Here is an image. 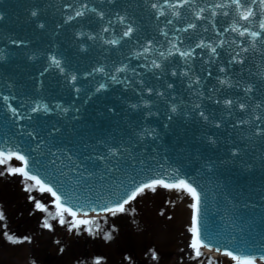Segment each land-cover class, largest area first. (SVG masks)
<instances>
[{"label": "water", "instance_id": "95a60500", "mask_svg": "<svg viewBox=\"0 0 264 264\" xmlns=\"http://www.w3.org/2000/svg\"><path fill=\"white\" fill-rule=\"evenodd\" d=\"M132 1L136 4L137 7H140V5L147 4V2L151 0ZM156 1L161 2L162 0ZM61 3H63L61 2V0H0V111L3 104L8 105L9 103L15 107H20L21 105H19V103L23 98L22 94L24 92H30V90L33 88L41 87L42 84H44V82L46 81L41 74V70L37 67L40 62L39 60L43 59L44 56V53L41 51V49L47 44L46 38L52 37V35H55V33H59L62 35L68 32H73L74 37H76L74 31L72 30L77 29L79 25L84 22V20H76L77 16L75 14L73 17L74 20H68L66 21V23H64L62 20V11H70L71 5L66 4L67 1H64L65 5H61ZM146 7L148 8V6ZM146 7L144 8L145 10ZM148 10L150 11V8H148ZM32 13L36 14L32 15ZM232 35L234 39L240 36L237 30L234 31ZM241 36L243 38H247L248 40L255 38L259 40V35L252 36L251 32L249 31L244 32V35ZM71 40H74L72 35L67 39V41L71 42ZM234 42L236 43V40H234ZM34 44H37L39 49L33 48L32 46ZM34 50L38 51L37 54H39L41 59L37 60L35 65H31L28 63V57L29 53ZM241 52L242 50L238 53L235 51L233 52V55L234 53L240 54ZM243 55H245L246 59H244V63L242 64L244 68L259 69L264 62V46L260 51H255V53L246 50ZM233 57L234 56H232L231 59H233ZM220 60L221 59L217 58L218 63H225L224 61ZM27 64L31 65L33 69V73L31 75H28L24 71ZM41 65L42 61L40 62L39 66ZM229 68H233V71L237 70L232 66H229ZM233 74L234 73H232L231 76H234ZM50 78H52V75L50 76ZM5 79L8 81H6ZM108 80L109 83H116V81H114L115 78H108ZM217 80V76H212L207 84H210L213 89H216L217 94H215L214 96L217 98L218 103H220L223 102L222 92L225 91H222V89H220L219 85L216 82ZM103 85L104 87L100 88L102 89L101 91L108 89L112 90L107 82ZM138 87H140V85H138ZM6 90H15L12 92L13 96L8 95V93L5 92ZM122 91H124L126 94L122 96L116 95L115 97L107 94L106 98L103 97L100 93H92L93 97H96V100H98L99 102L98 110H102L103 105L110 100H113L114 98V102L110 101L112 102V107L106 108L108 110L104 113L105 116H103V119H109L112 125H114L113 128L106 127L108 138H106L105 136H99L101 132L93 133L89 130H86L85 133H91L88 135L92 138H89L87 135L80 136L78 137L79 141L76 142L77 144H79V147H77L76 149L78 151L84 148L87 149L93 142H96L98 145L103 146L102 149L96 151V156H90L91 158H94V156L96 158V161L93 160L95 162H93V164H99L101 166L103 165L102 167H104V169H102V171L98 174V176L100 175L99 177L102 178V182L97 183L94 180L97 177L94 176L93 178V175H90L89 179L92 178V184H87L88 186L92 187V190L96 191L97 189H99V193H102L103 191H113L115 190L114 187L121 186L123 181L124 184L121 187L124 188L126 185L125 183L128 179H130L129 174H133L136 171H153L155 167L159 169L162 165L166 164L168 162V160L166 161L167 158H170L172 160V153L175 148H171L168 150L165 147V145L168 146L170 135L168 127L179 125V123H190L189 121H191L192 123L193 120H196V118L194 117H198L199 120L203 117L207 118L208 126L210 127L212 125V123L209 122L210 119H213L210 114L207 115L204 112H201L203 113V116L201 115V113H198V116L192 115V111L194 109H199L200 111H205L207 109H203L199 106L193 105L192 101L190 100L183 102L184 99H180V101L176 102L174 106V108L176 107L174 114L178 117L176 120L179 123L166 121L162 122V124L164 125L162 127L160 121H157V123L155 124L156 127L154 128L155 132L152 135L150 133L148 134V132H146L144 129L145 125L141 124L140 119H144L143 115L134 114L135 117L132 121V125L131 127H129V118L131 117L130 109L126 104L122 105L118 103L129 102L128 100L132 95V89L126 90L125 88ZM4 93L7 95H5ZM245 94L249 97L248 101H253L256 106H259V104L264 101V92L259 93L254 88H252V90L248 89L247 91H245ZM115 99H118L117 102H115ZM169 99L170 98H164V100H161V102L168 103L170 101ZM230 100L232 102L230 104L231 106L227 108V105L224 103L223 107L220 108L223 110L227 109L229 111L227 114V125L229 126V128L223 131L211 130V132H208L216 134L218 137L221 136L219 139H222L224 144L221 146L219 143L216 144L211 141L210 144L212 146L209 144L208 147H204L203 145V152L193 151L192 153H187V163L191 164L192 167H195V159H197V161H200L202 158H208V155H214L217 158V161L213 162L212 166H203V168L205 169L203 170V172L207 173L206 177H208L209 175L210 178L207 179L210 182H204V184H207L205 190L207 191L209 188H215L217 191L220 190L218 191V194L216 193L215 202L219 204V206L215 210V213L219 212V214L223 217L224 215L221 212V209L223 210V208L226 207L232 210L231 213H234V217L246 227V234H248V237H250L251 239H255L253 240L252 245L254 247H257L258 249L261 248L260 250L264 251V115H261L264 113V107L262 111H258V114L260 115H257V117L255 116V120L257 121V123H255L254 126L258 127L257 130L249 131L252 134L251 138H254L253 142L246 146H242V144L245 143V140L241 139V137L238 135L239 139L237 142V153L232 154L231 152H229L228 148H223L226 141H231L233 136H237L236 132L239 129L237 127V124L239 123L236 120H240V118L243 119V115L232 107V105L236 106L237 104L232 99ZM28 103H30V101ZM241 104H244L242 100ZM215 108L217 109V107ZM78 110L79 107L77 106L75 111ZM231 111L235 114L231 113ZM252 113L253 111H251L249 115L252 116ZM21 114L28 115L30 114V112L22 111ZM42 116L46 118V113H43ZM42 116L40 117L39 115V118L41 120ZM51 116H49L51 117L50 119L49 117H47L44 123H47L49 119L48 122L54 125L50 127L47 125V128H45L46 132L43 133V136L41 137L43 142L39 143L43 144L45 141H47V137L51 139L52 143L55 142L56 146L62 145L63 140H67L68 142L74 141V139L65 138V136L68 137L70 134H72V132L67 128V122H69L68 119L64 117L65 119H63V121H60V116L57 112L55 114H52ZM115 116L116 118H114ZM144 116L147 118L146 115ZM137 117L139 118V120L137 119ZM25 118L33 121L32 123H38L40 121H36L33 116H25ZM119 120L121 121L120 123H118ZM12 122H14V125H12L14 126V128L19 129L21 127L20 125L16 124V120H13ZM21 123H23V121H21ZM42 123L43 121H41V123L39 124L42 125ZM149 124L150 126L154 125L151 120ZM188 125L193 127V125ZM183 126L185 127L187 126V124H184ZM170 129L171 131H174V128ZM3 130L6 131V129ZM34 131L36 130L33 129V132ZM25 133L30 136L32 134V132ZM130 133H132V135H130ZM183 133L185 134V131ZM98 139L102 140L103 143H98L100 141ZM173 139L174 138L170 140L172 141ZM160 143L164 144V148L159 146ZM234 146L237 147L236 144ZM67 148L70 149L71 146ZM35 152H40V150H34L33 156L38 155ZM243 154L245 155L242 156ZM227 159L233 160L232 162L234 164V168L229 167L230 170H227L228 166H230ZM91 161L92 159L84 162V165L88 167L86 168L88 171L90 170V167H92ZM142 161H144V166L140 169V166L138 165ZM204 162L205 161H202L201 163ZM80 163H82V161H80ZM56 164L59 165V163ZM171 164H174V162H171ZM74 165L76 166L77 164L75 163ZM218 165L219 167H221L220 171H218ZM180 169L178 168V171ZM58 170H61V166L58 168ZM196 172H198L197 169ZM118 173H122L125 178H123L122 176L120 179H118V177H120L119 175H117ZM63 174H65V171L62 170L61 172L57 173V176L61 177L63 176ZM73 178L77 182L82 181L80 176ZM216 190L214 192H216ZM209 191L212 190L209 189ZM210 200L212 201L211 198ZM232 217L233 215L231 216V218ZM230 222L231 221L229 220L226 221L227 224ZM235 232L236 231H234V233ZM262 235V238L256 240L257 238H259V236ZM238 238L239 233H237L233 239ZM205 250L206 252H211L207 249Z\"/></svg>", "mask_w": 264, "mask_h": 264}, {"label": "rangeland", "instance_id": "374dc122", "mask_svg": "<svg viewBox=\"0 0 264 264\" xmlns=\"http://www.w3.org/2000/svg\"><path fill=\"white\" fill-rule=\"evenodd\" d=\"M16 165L0 164V264H209L189 246V204L180 191L149 189L124 211L73 227L79 219L64 213L61 224L47 194L6 171Z\"/></svg>", "mask_w": 264, "mask_h": 264}, {"label": "snow or ice", "instance_id": "6c2138e0", "mask_svg": "<svg viewBox=\"0 0 264 264\" xmlns=\"http://www.w3.org/2000/svg\"><path fill=\"white\" fill-rule=\"evenodd\" d=\"M233 2L238 3V0H233ZM260 3H261V5H264V0H260ZM153 7H155V5H153ZM35 14L36 13H32V15H35ZM82 14H83L82 12H79V11L76 12V16H81ZM249 14H251V10H249ZM72 18L73 17H71V16L68 17L69 20H71ZM190 27H191V25H190ZM260 27H261V29H264V22H262L260 24ZM131 31H132V29L129 27L128 30L124 32V36H128ZM240 35H244V32H241ZM251 35L256 36L257 33L252 32ZM115 42L116 41H112V43H115ZM197 47H200V45H197ZM145 51H147V49H145ZM215 51H216V49L212 48V52L215 53ZM190 54L191 53H188V52H182L181 53L182 56H189ZM53 62L55 64L59 65V61H56L55 59H53ZM154 66L159 67V65H155V64H154ZM117 71H120V69H118ZM220 71L223 72L224 69H220ZM72 79L75 80V77H72ZM221 83H225V82L221 81ZM100 87L103 88L104 85L102 84ZM169 87H171V85H169ZM224 103L230 105L232 102L230 100H225ZM240 107L243 108L244 105H240ZM32 111L35 112V111H37V109L33 108ZM172 111H175V108H173ZM201 115L203 116V113H201ZM13 156H15L18 160L25 162V165H26L25 157L23 155H19V154L15 153V152L8 153L7 155H5L4 152H0V164H4L6 162V160L11 159ZM6 171L10 174H22L28 180L33 181L34 182L33 186H38L40 192L50 193L52 195V197H54L53 204L55 205V208L57 209L56 216L59 217L61 224L65 223V220L63 218L64 213H68L72 217H76V212L73 211L70 207H65L61 203V197L57 194L56 191L53 190L52 187H49L46 184H44L41 181V179L38 178V176L29 175L28 171L26 170V166L8 168V169H6ZM0 174H2V173H0ZM158 184L163 185L165 188H176V189L184 190L188 194H190V196L192 197L193 203L190 204V208L193 209V212H192V217H191V226L189 228V232L192 235V239H191L189 246L195 250V254L197 256L200 255L199 247L204 246L202 244L200 229L198 226V211H199L200 197H199V194H198L196 188L193 187L190 183L186 182L185 180H179L178 182H176L174 184L165 183L163 180H153L151 183L144 184L140 187H137L135 189V191L131 192V194L127 196V199H125L122 203H118L114 209L113 208H105L104 211L122 212V211H124V206L126 204H128L129 201L134 199L138 193L143 192L145 189L153 188L154 185H158ZM35 206L38 209L46 210V209H44V206L38 201L36 202ZM0 219H3L2 213H0ZM91 223H93V221L87 220V219H79V220H75L74 222H71L73 227L80 225V224H91ZM44 226L50 227V225H48L47 221H45ZM7 238L9 240L13 239L11 236H8ZM217 251H219V249H217ZM225 254L230 256L232 258V260L235 261V264H256V258L253 256L234 255L231 251H226ZM153 256H155V253H153ZM259 259L261 261H264V255H261L259 257ZM97 264H99V262H97ZM209 264H212V261L210 258H209Z\"/></svg>", "mask_w": 264, "mask_h": 264}]
</instances>
